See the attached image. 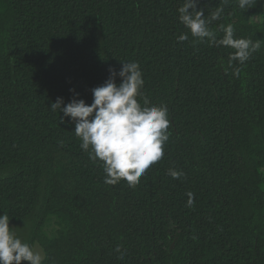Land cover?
<instances>
[{
    "label": "trees",
    "instance_id": "obj_1",
    "mask_svg": "<svg viewBox=\"0 0 264 264\" xmlns=\"http://www.w3.org/2000/svg\"><path fill=\"white\" fill-rule=\"evenodd\" d=\"M182 5L0 0V215L29 227L16 236L40 245L42 264H264V0H198L205 18L224 9L209 25L217 40L229 23L259 40L231 67L235 50L192 37ZM121 61L139 63L149 105L170 120L163 158L134 188L104 183L74 124L50 109L74 93L90 105Z\"/></svg>",
    "mask_w": 264,
    "mask_h": 264
},
{
    "label": "clouds",
    "instance_id": "obj_2",
    "mask_svg": "<svg viewBox=\"0 0 264 264\" xmlns=\"http://www.w3.org/2000/svg\"><path fill=\"white\" fill-rule=\"evenodd\" d=\"M252 2L237 0L240 9L251 8ZM197 3L198 0H183V5L178 8L179 21L192 37L200 41L208 38L210 44L217 47L234 49L229 56V67L232 61L244 64L252 53L259 50V40L235 38L230 23L220 25L224 35L217 40L209 25L221 19L223 7H217L210 17L205 18L203 9L196 10ZM223 3H228V0H223ZM177 39L185 41L188 34H181ZM121 64L118 72L110 68L107 80L91 90L93 99L90 105L83 99L75 98L79 94L74 93L67 104H64L63 98L57 97L50 109L63 113L61 123L74 124L73 131L81 140V149L88 152L90 160L102 164L104 183L115 186L124 180L134 188L145 172L163 158L164 145L169 139L170 120L166 105H149L142 91L145 81L139 63L121 61ZM239 72V68L233 69L234 76L238 77ZM117 76L121 78L118 84L115 82ZM139 100H143V106ZM66 117L68 120H65ZM181 174L169 170L173 178ZM191 203L192 200H189ZM9 220L7 214L0 215V264H21V261L42 264L45 258L43 250H37L18 238L13 228L9 227ZM115 251L121 252L120 247L117 246ZM120 258H123V253Z\"/></svg>",
    "mask_w": 264,
    "mask_h": 264
},
{
    "label": "rangeland",
    "instance_id": "obj_3",
    "mask_svg": "<svg viewBox=\"0 0 264 264\" xmlns=\"http://www.w3.org/2000/svg\"><path fill=\"white\" fill-rule=\"evenodd\" d=\"M11 225H12V227L14 228V232H15V234L17 235V234H19L20 233V235L21 236H26V233L28 232V230H29V227L28 226H23V227H21V229L18 231V229H19V226H16V223H10ZM47 229L50 231L51 230V228L50 227H47ZM33 247H35L37 250H41L42 248L40 247V245L36 242L34 245H32ZM23 264H28V262H24Z\"/></svg>",
    "mask_w": 264,
    "mask_h": 264
}]
</instances>
